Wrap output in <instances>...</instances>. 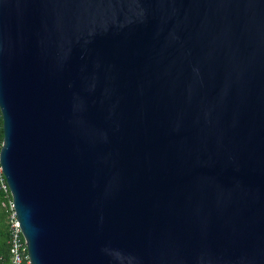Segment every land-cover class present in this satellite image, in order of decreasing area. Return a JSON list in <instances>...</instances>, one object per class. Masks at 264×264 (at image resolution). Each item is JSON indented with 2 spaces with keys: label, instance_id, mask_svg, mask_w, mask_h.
I'll use <instances>...</instances> for the list:
<instances>
[{
  "label": "water",
  "instance_id": "water-1",
  "mask_svg": "<svg viewBox=\"0 0 264 264\" xmlns=\"http://www.w3.org/2000/svg\"><path fill=\"white\" fill-rule=\"evenodd\" d=\"M0 111L31 264H264V0H0Z\"/></svg>",
  "mask_w": 264,
  "mask_h": 264
},
{
  "label": "built area",
  "instance_id": "built-area-1",
  "mask_svg": "<svg viewBox=\"0 0 264 264\" xmlns=\"http://www.w3.org/2000/svg\"><path fill=\"white\" fill-rule=\"evenodd\" d=\"M0 132H2V115L0 111ZM3 144V138L0 136V155ZM0 186L5 193L7 202L5 203L8 214V233H9V248H10V264H31L27 252L26 242L24 240L20 223L17 218L14 203L6 179L3 175L0 164Z\"/></svg>",
  "mask_w": 264,
  "mask_h": 264
},
{
  "label": "trees",
  "instance_id": "trees-1",
  "mask_svg": "<svg viewBox=\"0 0 264 264\" xmlns=\"http://www.w3.org/2000/svg\"><path fill=\"white\" fill-rule=\"evenodd\" d=\"M2 139V132H0ZM7 198L0 186V264H10V248L8 233V214L5 203Z\"/></svg>",
  "mask_w": 264,
  "mask_h": 264
}]
</instances>
